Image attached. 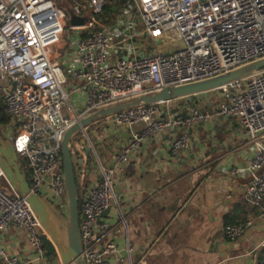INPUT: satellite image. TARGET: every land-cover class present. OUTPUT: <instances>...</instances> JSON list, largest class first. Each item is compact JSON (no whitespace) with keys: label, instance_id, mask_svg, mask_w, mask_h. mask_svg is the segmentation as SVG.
<instances>
[{"label":"built area","instance_id":"obj_1","mask_svg":"<svg viewBox=\"0 0 264 264\" xmlns=\"http://www.w3.org/2000/svg\"><path fill=\"white\" fill-rule=\"evenodd\" d=\"M65 1L72 15L61 8L63 0H0V133L14 145L31 192L68 210L64 133L84 115L105 106L212 78L264 58V0H123L120 9L112 8L110 0ZM107 7L114 16L111 23L107 17L101 26L98 19L107 15ZM139 25L142 28L137 31ZM67 31L71 35L65 54L61 61L55 60ZM142 38L156 44L179 43L181 48L166 54L147 53L138 41ZM216 92L220 101L213 112L190 108L187 119H176L179 114L163 108L169 103H159L99 122L106 128L131 130L130 139L114 154L113 166L108 168L92 143L90 127L81 128L78 137L83 143L77 140L76 148L83 160L80 231L87 264H111L118 253L112 236L119 234L117 225L122 228L121 262L138 264L113 180L115 169L129 163L161 133L175 138L169 144L171 153L187 150L189 129L212 119H236L252 141L249 167L230 173L251 178L245 201L264 218V71ZM139 124L140 130L135 131ZM86 149L96 167L93 184L88 186ZM108 208L114 211L116 222L100 224ZM252 225V221L227 225L225 236L235 242ZM11 226L25 234L35 257L22 259L0 246V264L44 262L45 231L39 218L14 193L0 168V238ZM259 264H264V243Z\"/></svg>","mask_w":264,"mask_h":264},{"label":"crops","instance_id":"obj_2","mask_svg":"<svg viewBox=\"0 0 264 264\" xmlns=\"http://www.w3.org/2000/svg\"><path fill=\"white\" fill-rule=\"evenodd\" d=\"M219 101V92L212 91L170 102L163 108H169L173 115L195 107L213 112ZM98 124L105 128V139L113 149L108 160L111 167L114 154L128 142L131 130L125 126L106 128L103 123ZM140 128L138 125L134 130ZM173 139L168 133L155 136L129 163L114 172L135 262L259 264L264 218L260 217L258 208L245 201L251 178L230 173L233 169L248 168L254 155L253 143L246 132L236 119L218 118L189 129L185 151L171 153L169 144ZM1 185L6 188L5 182ZM114 218L111 211L105 221L114 223ZM248 221L253 225L239 240H227L224 232L227 225ZM117 229L119 234L112 236L118 253L110 263L124 264L121 262L122 228L117 225ZM0 246L22 259L35 257L25 234L14 226L1 236ZM34 264L60 263L47 255L44 262Z\"/></svg>","mask_w":264,"mask_h":264},{"label":"water","instance_id":"obj_3","mask_svg":"<svg viewBox=\"0 0 264 264\" xmlns=\"http://www.w3.org/2000/svg\"><path fill=\"white\" fill-rule=\"evenodd\" d=\"M75 23H80V21L76 20ZM119 41H122V38H119ZM157 44H161V41H158ZM123 59L128 60V57L125 56ZM261 71H264V58L212 78L152 91L84 115L79 124L72 125L64 133L62 140L68 215L63 214L46 197L31 192L27 175L19 165L14 145L0 133V168L14 193L24 198L38 216L45 231V234L42 235V241L47 255L57 258L60 264H87L83 254L84 247L80 231V196L78 190L83 160L76 148V141L82 127H90L108 117L131 109L152 104L170 103L216 91L230 83L253 77ZM187 114L188 111H184L175 118L187 119ZM80 143L82 144L83 141ZM85 152L89 156V149H86ZM110 213L111 208H108L102 214L103 220H100V224L105 223Z\"/></svg>","mask_w":264,"mask_h":264},{"label":"rangeland","instance_id":"obj_4","mask_svg":"<svg viewBox=\"0 0 264 264\" xmlns=\"http://www.w3.org/2000/svg\"><path fill=\"white\" fill-rule=\"evenodd\" d=\"M60 1V0H57ZM113 5L112 8H117L120 9L122 8L123 5V0H113ZM62 9L66 10L70 15H72V11L70 9V7L67 5L66 1L63 0V4L61 6ZM114 15L113 14H107L102 16L101 18L98 19V22L100 23V25H104L105 24V19L107 17H109L110 23L112 21V17ZM107 26H109V23L106 24ZM142 26L139 25L137 26V31L141 30ZM71 32L67 31L64 34L63 37V41L60 44L59 48L56 50V55L57 57H55V60L61 61L62 57L65 54V45H66V40L70 37ZM138 41L141 43L142 47L145 48V52L147 53H170L172 51H176L178 49H180V45L179 43H170V42H165L164 44H160L157 45L156 43L152 42L151 40H146V39H138ZM89 136L91 137L92 143L94 144V147L96 149V151L98 152L101 161L104 165V167L108 168V160L111 158V156L113 155V149L112 147L109 145V143L107 142V140L105 139L106 137V132H105V128L100 127L99 124H94L92 126H90L89 128ZM77 140L79 142L82 141V138L78 137ZM88 163L86 166V170L88 171L87 177H86V186L89 185V183L93 180V178L95 177V162H94V158L91 154H89V159H88ZM78 190H79V196H81V187L78 186ZM60 209V208H58ZM61 212L63 214L68 215V210L65 209H60ZM115 222H116V217L114 218Z\"/></svg>","mask_w":264,"mask_h":264},{"label":"trees","instance_id":"obj_5","mask_svg":"<svg viewBox=\"0 0 264 264\" xmlns=\"http://www.w3.org/2000/svg\"><path fill=\"white\" fill-rule=\"evenodd\" d=\"M110 1L112 2L113 0H110ZM111 9H112V8L107 7V9H106V11H105L106 14H108V13L111 11ZM79 205H81V201L79 202Z\"/></svg>","mask_w":264,"mask_h":264}]
</instances>
